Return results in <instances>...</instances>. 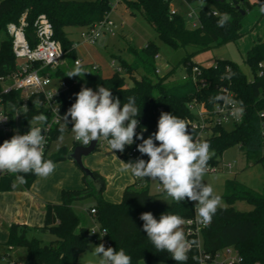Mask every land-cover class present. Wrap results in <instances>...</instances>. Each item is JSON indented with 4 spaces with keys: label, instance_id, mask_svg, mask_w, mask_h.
<instances>
[{
    "label": "trees",
    "instance_id": "1",
    "mask_svg": "<svg viewBox=\"0 0 264 264\" xmlns=\"http://www.w3.org/2000/svg\"><path fill=\"white\" fill-rule=\"evenodd\" d=\"M188 1L201 4L199 15L202 24L199 27H189L181 13L172 15L169 9L170 0H124L127 6L140 11L154 26L160 39L174 49L188 46L206 49L213 45L235 41L242 36V22L247 11L242 13L241 8H245V1L239 2L240 8L234 5L233 0ZM250 4V9H253L257 5H264V0ZM111 10L112 0H0V33H5V37L0 39V93L3 91L2 78L7 77L17 67L12 38L7 32L8 23L17 22L23 14H26L29 24L27 34L30 36L37 17L45 14L53 25V36L62 44L68 61L66 60L65 65H58L56 68L46 67L41 72L49 73L55 83L66 84L59 99V107L64 114L75 102L74 94L80 91L82 85L93 90L97 89V85L105 86L112 91L114 97L121 100V104L126 103L128 97L135 98L141 110L136 132L148 138L157 131L161 112H170L184 121L193 119L195 114L190 109L191 103L196 100L211 108L214 104L209 102L210 97L221 95L220 88L229 86L235 92L236 100L243 101V119L235 123L231 130L225 125L210 126L207 136L202 140L209 143L210 151L214 152L208 164L217 167L223 152L230 146L239 144L241 150L245 151L249 158H253V163H261L264 168L262 135L264 72L259 74L261 70L264 71V39L253 44L246 54L245 61L250 68L251 79L233 60L219 59L215 65H200L201 76L208 80L206 86L195 85L191 78L183 79L182 83H175L170 80L174 67L163 75L159 74L156 64L159 45L154 41H148L141 49L131 47L130 50L134 54V60L131 62L119 56V65L133 79L131 86L127 84L126 77L121 72L114 71L111 76L106 77L98 69H94L92 64H82L89 72L82 79L67 77V72L75 67L77 59L75 42L69 38L67 28L91 27L106 18ZM214 11L217 15H214ZM222 13H229L231 16V22L223 28L217 26ZM30 40L33 43L31 37ZM182 63L186 71L191 72L192 66L196 64L193 53L183 57ZM260 63L263 64L262 67ZM2 94L12 123L15 122V114L21 113L20 123L23 131L29 128V122L36 115L45 114L47 120L50 119L47 101L42 92L34 93L27 98L20 90L15 89ZM62 125L54 128L52 141L62 135L60 132ZM188 132L195 139L200 130L188 127ZM1 139L3 135L0 133ZM141 142L136 140L131 147L119 153L125 162L135 161L137 158L146 161L149 159L146 155L141 156L137 151V144ZM133 148H136L135 152L132 151ZM69 152L66 146H62L57 153L50 155L49 151L46 152L44 158L55 162L67 157ZM92 172L100 185L97 191L90 187L91 185L80 190H65L60 203H46L44 224L37 228L41 231H49L55 236L50 243H43L37 237L29 238L27 226L16 223L8 226L7 239L2 244L10 249L17 247L25 249L26 253L20 264H77L80 254L86 250L94 235L86 224V216L78 212L72 202L76 198L92 194L96 196V203L92 206L97 211L96 220L100 228L106 230L104 239L110 242L109 246H105L106 248L113 247L117 250L123 248L131 256V264H139L140 260L148 264L153 261L177 264L166 251H156L143 231L144 222L139 217L141 213L151 212L159 220L162 213L169 212L186 219L194 215L192 204L186 201L177 203L173 200L166 203L159 200L157 194L150 192L151 179L148 178L141 187L138 186L141 184L137 181L126 186L122 199L113 202L102 197L104 180L97 171L92 170ZM36 177L28 174L27 182L16 188H29ZM14 180L15 174L1 172L0 191L16 189L12 187ZM226 190L223 197L228 205L218 207L212 221L202 230L204 252L214 255L225 247L233 246L242 256L240 264L257 262L264 264V189L263 192H257L236 179H231L226 182ZM237 200H245L253 208L248 211L238 210L234 206ZM189 239L198 240V237ZM184 264H200L199 247H193Z\"/></svg>",
    "mask_w": 264,
    "mask_h": 264
},
{
    "label": "clouds",
    "instance_id": "2",
    "mask_svg": "<svg viewBox=\"0 0 264 264\" xmlns=\"http://www.w3.org/2000/svg\"><path fill=\"white\" fill-rule=\"evenodd\" d=\"M260 12H264V5L260 7ZM230 22V14L222 13L217 26L223 28ZM87 73L89 72L77 60L75 67L66 76L82 79ZM74 95L75 102L61 117L64 121L60 128L61 133L65 131L70 117L73 137L84 146L93 141L104 140L112 151L123 152L126 146L133 145L136 140L142 141L137 144V151L149 159L121 161L122 171H130L137 178L157 181L167 196L177 203L186 199L195 202L198 223L208 225L212 221L221 197L214 193L211 185L205 183L204 177L208 171V161L214 152L210 151L209 143L196 141L189 134L184 120L170 112H161L157 131L144 138L136 132L141 110L134 97H128L127 102L121 104V100L114 97L109 88L101 85H97L96 90L82 85L80 91ZM218 101H222L225 107H231L233 118H242L243 101L227 95H217L209 99L213 104ZM46 122L45 114L36 115L29 122L26 133L17 132L0 144V172L15 174L13 188L25 184L28 174L47 178L55 171L56 164L51 159L44 158L46 140L42 131ZM139 218L144 222L143 231L156 251H166L177 264H184L193 247H199L198 240L186 237L182 227L185 221L177 214L165 212L157 220L151 212H144ZM91 255L97 258L98 264L132 262L131 256L123 248H106L103 243L93 246Z\"/></svg>",
    "mask_w": 264,
    "mask_h": 264
},
{
    "label": "rangeland",
    "instance_id": "3",
    "mask_svg": "<svg viewBox=\"0 0 264 264\" xmlns=\"http://www.w3.org/2000/svg\"><path fill=\"white\" fill-rule=\"evenodd\" d=\"M250 2V1H249ZM113 8L109 14V17L114 21V34H104L102 35L95 45H89L84 43L81 38V32L84 27L81 26H69L67 28V33L70 39H72L78 47L77 55L82 57L83 60H97L101 61L103 64H110L114 61L119 64V56L131 62L134 60V54L130 50L131 47L136 49L143 48L148 41H154L159 45V58L156 59L157 68L159 74H165L171 67H174V72L170 76V80L175 83H182L183 75L186 74V67L182 63L183 57L188 53H193V60L196 64L203 66L215 65L219 59H230L236 62L239 67L252 78V74L249 66L247 65L245 58L247 51L252 47L253 44L259 41L257 36L256 22H253L255 14L258 11L259 5L255 6L257 8L248 9L245 15L241 33L242 36L235 40L229 41L221 45H213L212 47L206 49H197L192 46L186 48L174 49L171 46L164 43L154 26L149 23L145 16L132 7L126 5L125 2H119L117 0H112ZM200 3H186L183 0H173L171 6L176 8L179 13H181L186 21V24L190 26L192 18L189 17L191 9L199 10ZM259 9V8H258ZM259 12V11H258ZM257 19V18H256ZM5 37V33H0V39ZM69 58H71L69 56ZM67 56L62 60L59 65H65L67 63ZM115 71V70H114ZM122 75L126 77L128 85H133V79L129 77L124 71L121 72ZM138 74H136L137 76ZM138 77V76H137ZM21 113L15 114V124L21 125ZM228 130L233 129L234 123L229 122L225 124ZM208 133L204 134L207 135ZM79 143H76L71 132V127L66 126V130L62 135L52 141L51 147L49 149V154H54L59 151L62 146H66L70 151L76 147ZM127 150V149H125ZM69 154V153H68ZM67 154V155H68ZM125 162L123 158L111 150L109 146L97 147L92 153L84 156L83 162L85 167L97 171L101 178H103L105 186L101 191L102 197L107 200L118 202L122 199L124 187L134 182L135 179L130 171H122L123 164ZM55 164H59V171L57 174H51V180L55 183L61 184L63 181L60 180L62 174H66L65 183H70L73 181L74 184L64 186L59 192V201L55 203H60L63 200V191L65 190H80L87 188L90 184L85 182L86 174L84 170L71 158L65 157L61 160L55 161ZM71 164V168L68 167ZM67 175H70L68 177ZM236 179L239 183L251 187L257 192H263L264 189V168L261 163H253V158H249L247 153L239 147V144H235L227 148L219 159V164L217 168L213 171L208 170L204 181L213 187L214 193L221 197V203L219 207L227 206L225 198L223 197L226 193V182L227 180ZM36 180V179H35ZM68 181V182H67ZM53 182V181H52ZM96 185V184H95ZM94 185V186H95ZM157 181L150 180L149 190L151 193L157 194L158 199L170 203L173 201L171 197H168L166 192H161L157 190ZM143 186V185H138ZM93 187V186H90ZM95 191L99 187H93ZM96 203L95 195H87L73 200V207L88 218L89 229L96 228L97 234L94 239L88 245V248L79 257L78 264H98L97 258L91 255L92 247L105 242L98 232V223L93 215L88 213L87 209ZM236 209L241 211L251 210L253 207L245 200H237L234 204ZM184 230V225L182 226ZM28 237H39L42 239L43 243H50L55 236L49 231H30ZM3 250L8 252L1 257ZM24 248L17 247L14 250L8 249L2 243H0V264H5L7 260H13L17 263L22 262V255H24ZM5 259V263L3 260ZM82 260V261H81ZM139 264H148L144 260H140ZM150 264H168L163 261H153Z\"/></svg>",
    "mask_w": 264,
    "mask_h": 264
},
{
    "label": "built area",
    "instance_id": "4",
    "mask_svg": "<svg viewBox=\"0 0 264 264\" xmlns=\"http://www.w3.org/2000/svg\"><path fill=\"white\" fill-rule=\"evenodd\" d=\"M119 2H124V0H117ZM173 0H170V13L172 15L179 13L178 10L171 6ZM186 3L190 2L188 0H183ZM113 8V4H112ZM214 15L217 12L214 11ZM189 17L192 18V22L189 27L196 28L199 27L202 22L199 15V10L191 9ZM28 21L26 19V14H23L17 22H10L7 25V32L12 38L13 52L17 59L16 69L3 79V91L0 93V133L3 135V139L0 140V144L4 140H9L14 134L19 132V134H24L28 131L22 130L21 125H16L12 123V119L5 108L3 101V94L7 93L13 89L20 90L25 98L38 92H42L45 96L48 105V112L50 114V119L47 120L46 125L43 126L42 134L45 136V148L44 154L49 151L52 143V133L57 125L64 124L61 117L65 114L61 111L59 107V99L61 93L66 88L64 82L55 83L49 73L43 74L41 71L46 67L56 68L62 60L65 58V51L62 47L60 41L54 38V30L51 21L45 14H41L37 17L34 22L33 31L31 33L35 34V40L33 43L30 40V36L27 34ZM104 34H114V21L109 17V15L103 20L93 24L91 27H84L81 32V38L84 43L95 45L99 38ZM74 47L77 45L74 43ZM159 58V54L156 55ZM82 60L77 58L75 62ZM38 64V65H37ZM113 70L122 72L124 69L116 64L114 61L110 63ZM261 67L262 63L259 64ZM94 69H98V65H92ZM202 68L199 64H194L192 66L191 72H186L182 79L191 78L195 85L199 87H204L208 84V80L201 76ZM159 72V70H158ZM263 70L259 74H263ZM221 95H227L236 100L235 92L229 86H222L220 88ZM190 109L195 114V118L188 119L185 121L189 128L200 130L199 135L195 138L196 141L202 142V140L207 136L204 135L209 132L211 125H225L226 123L233 122L238 123L243 119H235L231 115V107H225L222 101H219L213 105V107L208 108L203 102L194 101L190 104ZM68 125L72 128L71 118L69 117ZM262 135L264 137V121L262 124ZM75 140V139H74ZM76 143L81 144L79 141L75 140ZM106 141L100 140L96 141V148L100 146H105ZM132 146V145H131ZM131 146H126L128 149ZM133 152L136 148H133ZM217 167L208 164V170L213 171ZM133 175V174H132ZM135 181L140 182L141 185L145 184L146 178H137L133 175ZM157 190L165 192L162 187L157 185ZM186 202L192 204L194 209V215L184 219V232L186 237H198L199 240V254H200V264H240L242 262V256L239 251L233 247L228 246L224 249L218 251L214 255L204 252L202 245V230L206 225L198 223L196 220L195 212V202L185 200ZM88 213L94 216L97 213L95 207H90L87 209ZM98 223V222H97ZM98 232L101 234L105 246H109L110 242L105 240V229H101L98 223ZM91 233L97 234L96 228L90 229ZM5 264H20L13 260H7ZM260 264V263H255Z\"/></svg>",
    "mask_w": 264,
    "mask_h": 264
},
{
    "label": "crops",
    "instance_id": "5",
    "mask_svg": "<svg viewBox=\"0 0 264 264\" xmlns=\"http://www.w3.org/2000/svg\"><path fill=\"white\" fill-rule=\"evenodd\" d=\"M248 1L254 3L257 0H248ZM260 7L261 6L258 7L259 9L255 7L259 12L258 11L256 12L253 22L257 20L255 25L257 29V36L259 40H262L264 39V12H260ZM78 47L79 46L76 47V50H78ZM77 58L82 60V64L98 65V70L103 76L106 77L111 76L114 72L110 64H103L101 61H98V59L93 61L91 60L86 61L85 59L83 60V58L78 55ZM68 167L71 168V164H68ZM58 171H59V164H56V168L53 174L54 175L57 174ZM0 176H1V172H0ZM51 176L52 175L48 176L47 178H41L37 176L36 180L29 188L20 187L12 191H4V192L0 191V243H4L6 241L7 231H8L7 228L13 223L27 226L29 228L27 233H29L30 231H41L37 227H40L44 224L46 203L58 202L59 192H61L62 190L61 188H64V186H68L67 184L70 185L74 184L73 181L70 183H65L66 174L64 173L62 174V176H60V180L63 181L61 184L58 183V180L56 181V183L54 180H51ZM67 176L70 177V175ZM86 177H85V182L87 184H90L93 187L95 186L100 187L97 180L90 181ZM133 183L134 182H131L126 186ZM126 186L124 187V189L126 188ZM80 213L84 214L83 212ZM86 224L88 225L87 217H86ZM11 249L14 250L15 248H11ZM7 252H8L7 250L2 251L1 253L2 259ZM25 253L26 251L24 250V255ZM24 255L21 256L22 260ZM81 255L82 253L80 254V256ZM3 262L5 263V259L3 260Z\"/></svg>",
    "mask_w": 264,
    "mask_h": 264
},
{
    "label": "water",
    "instance_id": "6",
    "mask_svg": "<svg viewBox=\"0 0 264 264\" xmlns=\"http://www.w3.org/2000/svg\"><path fill=\"white\" fill-rule=\"evenodd\" d=\"M243 1H245V8H241V12L242 13H246V11L251 8V4H250L249 1H246V0H233V3L238 8H240L241 6L239 5V2H243ZM30 37L32 38L33 41L35 40V34L30 33ZM95 149H96V141H93L88 146H84L82 144L77 145L67 155L68 158H71L74 161H76V163L84 170L87 178L90 181H96V179L94 177V174H93L92 170L87 168V167H85L84 162H83V158H84V156H87L90 153H92ZM115 152H117L118 154L120 153L119 151H115Z\"/></svg>",
    "mask_w": 264,
    "mask_h": 264
}]
</instances>
